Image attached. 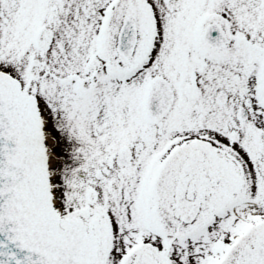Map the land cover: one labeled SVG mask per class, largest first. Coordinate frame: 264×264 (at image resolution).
Instances as JSON below:
<instances>
[{"label":"snow or ice","instance_id":"1","mask_svg":"<svg viewBox=\"0 0 264 264\" xmlns=\"http://www.w3.org/2000/svg\"><path fill=\"white\" fill-rule=\"evenodd\" d=\"M0 264H264V0H0Z\"/></svg>","mask_w":264,"mask_h":264}]
</instances>
